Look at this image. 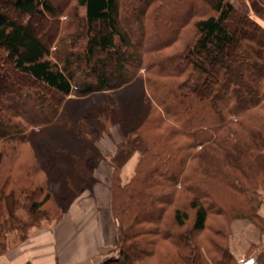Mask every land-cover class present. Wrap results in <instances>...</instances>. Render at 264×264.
<instances>
[{
	"label": "trees",
	"instance_id": "1",
	"mask_svg": "<svg viewBox=\"0 0 264 264\" xmlns=\"http://www.w3.org/2000/svg\"><path fill=\"white\" fill-rule=\"evenodd\" d=\"M130 1L127 17L119 0H76L83 10L78 30L53 49L56 27L44 37L40 31L57 17L51 0H0V60L19 80L16 88H0V143L15 156L27 127H51L53 146L66 145L76 156V184L77 176L92 177L88 163L103 159L80 123L89 118L99 135L118 126L123 139L109 180L117 253L98 264H232L213 238L208 243L220 257L209 262L196 236L209 217L230 210L257 219L264 201V118L253 113L264 112V24L230 0H182V34L190 22L193 34L170 51L178 31L154 37L168 0ZM251 3L264 8V0ZM202 7L206 14L192 19ZM24 88H34L38 103L29 116L20 112L27 105L21 99H30ZM135 154L133 175L122 183L121 169ZM14 170L0 172V255L10 232L23 242L40 218L48 220L49 193L37 200L36 181ZM76 185L79 194L85 190ZM249 260L264 264V251Z\"/></svg>",
	"mask_w": 264,
	"mask_h": 264
},
{
	"label": "rangeland",
	"instance_id": "2",
	"mask_svg": "<svg viewBox=\"0 0 264 264\" xmlns=\"http://www.w3.org/2000/svg\"><path fill=\"white\" fill-rule=\"evenodd\" d=\"M75 1L76 0H51L53 6L57 9V17L55 19H47L46 23L44 24V26H42L40 31L44 37L47 33L52 32L54 26L56 27V34L54 43L52 45L53 49L55 45H58L57 39L59 37H62L63 35L68 33L73 34L78 30V19H80V17L82 16L83 10L77 7ZM119 1L122 14L129 17L133 11V8L135 7L134 3H131L130 0ZM230 1L239 10H249L250 15L256 21L264 24V8L261 7L258 3H254L253 7H251V2H256V0ZM165 4L166 8L162 13H160L159 19V22L161 23V25H163V28L160 29L158 33H155L154 37L157 38L160 35H164V33L167 34L170 30H174L175 33L178 31V40L170 49V51H172V49L178 48V46L182 45V38H188L193 34V29L190 22V25L184 29V33L182 34V25L180 24L182 20V0H168ZM253 10L256 11L259 16L256 15ZM204 14H206V10H204L202 7L192 19H196L200 16H203ZM175 22L177 25L172 26ZM145 28L146 30H148V33L152 32L151 24L147 23ZM125 29H129L130 31V27H125ZM132 35L134 36L135 34L133 33ZM139 72L143 73V70H140ZM9 83L12 84L14 88H16L19 85L18 77L15 73L10 72L9 68L6 65L2 64V61L0 60V88H3L5 84L7 85ZM33 90L34 88H24L22 91V93L25 92L27 96L29 95L30 97V99H21V101H27V105L20 106V112H22V114L26 116H29L31 110L36 112L35 108L38 103L34 102V104L32 101L31 95ZM18 101L19 100L16 99H9L5 102H7V104L14 103L17 105V103H19ZM258 111L259 112L257 113L255 109L253 113L259 115L257 116V118H264V112L260 110ZM89 120L90 119L87 118V125L86 123H80L78 128L80 129V131H82L81 135H85L86 133V139L88 137L94 139L93 143L101 150L103 159L97 163H95V161L94 163H88V166L90 168H95L93 169V172L95 170L97 176L92 172L91 178H86L84 181L80 179L81 182L77 180L78 176L76 177V184H78L79 182V184H82V186L85 188V190L80 194L79 192H77V185L74 184L75 182L73 183L75 179H73V181L70 180V176L72 177V175H75V172H73L72 168L75 165L73 159L76 156L73 155L74 153H72L69 147H67L66 145L61 144L59 146H53L54 144L51 134V127L39 128L36 125L27 127L26 141L23 144H16L17 147L15 149L17 152L15 153V156L8 157L10 155V151L0 143V151L2 152L0 154L1 174L6 173L7 170L10 169V167H14V171H16L18 167H20L19 174L21 175V179L26 174H29V176H31L36 181L34 185L41 187H38V189L35 190L36 192L41 191V193H39V195L37 196V200H40L47 193H49L50 195V200L43 205V209L48 215V220L40 218V220L37 221L33 227L29 228L26 231L27 238L33 233H51L52 231L54 233L56 231H59L58 229L67 228V231H72V233H74L75 229L77 230V232H79V230L81 231L85 228L83 234L84 232L86 234L84 235H89V233L92 231V228L98 229L97 224V227L95 226V224L86 226L88 225L90 219H93V222L98 223V217L93 211L92 205L93 200H95L93 189L94 186L98 183L102 184L104 183V181L108 182L109 178L106 179L104 177L106 174L107 166H111V156L116 150V144L123 139V133L118 126H114L109 128L108 133H106L105 135H99V133L97 132V127L92 124H88L90 122ZM91 122L93 123V121ZM80 126H84L83 130ZM92 154H97V152H92ZM93 159H96L95 155L93 156ZM136 161L137 154H135L130 160H128L122 167L120 172V180L122 183L128 182L132 177ZM35 166H38V168H35ZM32 167L34 168V171L30 170L32 169ZM235 174L239 175L238 172H235ZM86 187H88V189ZM33 188H30L29 190L31 191V189ZM214 190L218 193L223 192L217 185H214ZM258 196H263V191L260 189L258 190ZM230 205L231 202L230 204H227V206ZM188 213L189 217L191 218L192 212L188 211ZM256 213L258 217L257 219L254 218L253 220L248 218L233 217V213L231 210L227 217H209L206 221V229L198 234V236H196L198 246L203 247V256L209 262L210 259H218L220 257L218 253L214 252L213 246H211L212 243H208L211 238H213L217 242L215 243L216 245L219 244L224 248L225 251L229 253V255L232 257V264H245V261L249 257L263 252L264 201L261 200ZM17 215L23 220L27 219L26 213L22 210H18ZM68 219L74 220V229L72 225L68 226ZM188 226L189 225L186 226L187 228H182L181 231L184 232L185 230H187ZM216 229H220V234H218V236H214V234L211 233V231L216 233ZM62 233L65 232L62 231ZM117 239V228L115 225L114 243L110 247L102 248L100 250L97 258L98 260L95 264H98L104 258L116 256ZM22 243H24V241H19L18 233L14 231L10 232L6 236L7 248L5 252H7L9 249L19 246Z\"/></svg>",
	"mask_w": 264,
	"mask_h": 264
},
{
	"label": "crops",
	"instance_id": "3",
	"mask_svg": "<svg viewBox=\"0 0 264 264\" xmlns=\"http://www.w3.org/2000/svg\"><path fill=\"white\" fill-rule=\"evenodd\" d=\"M111 174L112 167L109 165L104 177L110 180ZM109 180L98 183L93 189L95 200L92 205L98 223L90 219L86 226L97 224L98 229L92 228L89 235L83 234L85 228L79 232L75 229V234L67 231V228L54 233H33L24 243L0 255V264H95L100 250L110 247L115 239V223L110 213ZM71 220L68 219V226L72 225L74 229V220Z\"/></svg>",
	"mask_w": 264,
	"mask_h": 264
},
{
	"label": "water",
	"instance_id": "4",
	"mask_svg": "<svg viewBox=\"0 0 264 264\" xmlns=\"http://www.w3.org/2000/svg\"><path fill=\"white\" fill-rule=\"evenodd\" d=\"M245 264H252V260H249V261L246 262Z\"/></svg>",
	"mask_w": 264,
	"mask_h": 264
}]
</instances>
